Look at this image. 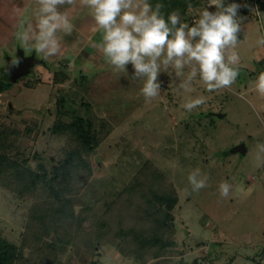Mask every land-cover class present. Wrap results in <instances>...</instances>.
<instances>
[{"label": "rangeland", "instance_id": "374dc122", "mask_svg": "<svg viewBox=\"0 0 264 264\" xmlns=\"http://www.w3.org/2000/svg\"><path fill=\"white\" fill-rule=\"evenodd\" d=\"M20 1L27 4L29 0ZM30 1L15 28L13 18H3L9 4L0 11L3 81H7L8 59L16 61L18 49L26 55L34 51L17 38L19 26L32 18L35 0ZM208 3L204 0L201 6L189 9L188 19L194 23ZM64 10L75 29L63 41L72 43L61 56L36 55L52 63L56 71L64 67L65 80L54 81L53 71L37 65L18 82L10 81V88L0 95V126L13 142L11 155L18 153L14 157L21 166L33 170H38L40 162L50 169L65 159V151L77 146L70 133L53 131L57 121L68 123L72 115L83 116L92 121L99 142L85 156L91 168L89 177L76 180L71 195H63L72 200L74 218L58 222L56 251L46 247L49 237L40 241L29 238L24 248L28 260L21 264L37 263L42 247V254L49 258L45 264L52 259L53 264H141L132 253L120 250L122 242L115 233L123 225L134 224L133 211L141 203L136 196L131 203L127 198L131 192L126 189L148 161L162 172L164 185L172 186L178 201L170 211L172 233L168 237L173 245L159 258L147 255L146 264H264V153L258 159L256 147L264 144V97L254 91L253 83L264 72V48L256 44L264 36V20L251 10L246 16L237 47L239 74L231 88L210 93L196 83L197 91L191 95H204L207 102L188 113L181 107L187 94L177 93L169 84L172 77L165 74L160 76L164 82L160 97L147 102L139 91L142 82L128 81L115 72L95 47L101 33L93 34L90 10L80 7L79 0L74 8L64 5ZM83 24L86 27L79 29ZM128 69L130 73L131 65ZM62 97L73 112L65 113L59 105ZM212 113L225 116L216 118ZM241 142L248 148L244 157L228 153ZM194 169L209 177L198 193L192 192L187 181ZM0 181V236L20 246L33 209L47 207L49 193L39 185L19 194L14 190L17 181L13 175ZM224 181L233 185L228 198L218 191ZM237 185L250 195L237 194ZM127 201L132 211L129 217L124 213L127 220L122 221L118 212ZM103 223L113 230L105 231Z\"/></svg>", "mask_w": 264, "mask_h": 264}, {"label": "clouds", "instance_id": "9594fccd", "mask_svg": "<svg viewBox=\"0 0 264 264\" xmlns=\"http://www.w3.org/2000/svg\"><path fill=\"white\" fill-rule=\"evenodd\" d=\"M64 5L74 8L77 0H35L32 18L19 26L17 38L21 44L45 58L58 56L63 37L75 29L68 10L61 11ZM79 6L90 10L93 28L101 33L95 47L115 72L128 81L142 82L139 91L147 102L160 97L164 85L161 74L171 76L169 84L174 85V90L187 94L181 107L188 113L207 102L204 95H191L197 91L196 83H202L210 93L229 89L235 83L240 63L237 47L247 20L241 9L250 8L264 20L258 6L250 7L237 0H209L192 26L181 22L176 11L165 19L164 5H153L149 0H79ZM256 44L264 48V36ZM253 83L254 91L264 97V72ZM256 147L260 159L264 144ZM208 179L200 169L187 177L196 193L207 186ZM232 189L227 181L218 187L222 198H228ZM236 193L250 195L242 185L236 186Z\"/></svg>", "mask_w": 264, "mask_h": 264}, {"label": "trees", "instance_id": "16d2710c", "mask_svg": "<svg viewBox=\"0 0 264 264\" xmlns=\"http://www.w3.org/2000/svg\"><path fill=\"white\" fill-rule=\"evenodd\" d=\"M149 2L153 5L156 3L164 5L162 13L165 19L171 12L176 11L180 16L181 22L190 21L189 25L192 26L194 23L187 17L189 4L192 5L191 8L199 7L204 0H149ZM237 2L246 3L250 7L258 6L259 10L264 11V0H237ZM249 13L250 8L241 9V15L247 16ZM44 65L53 71L54 81L62 82L65 80L64 67L56 71L52 63L46 61ZM261 65L264 70V61L261 62ZM80 75H84L83 71H81ZM6 80L0 79V95L11 86L7 76ZM58 103L65 110V113L75 110L71 105H68L64 97L60 98ZM53 131L55 133L61 131L70 133L77 146L65 151V159L52 165L50 169H47L46 165L40 162L38 170H33L31 167L21 166L15 158L18 153L11 155L9 151L14 146L13 142L9 140L4 127L0 126V178L13 175L17 181V188L14 190L19 194L32 189L36 190L41 185L42 189L47 191L50 197V201L45 202L47 207L40 208L37 205L33 209L31 214L32 222L27 226L20 246L0 236V264L25 263L28 259L24 257V248L28 246L27 241L29 238L40 241L44 237H49L46 247L51 252L56 251V242L59 240L57 237L58 222L74 218L72 200L68 197H63V195H65L64 193L71 195V185L76 180L83 181L89 177L91 168L85 156L95 149L99 139L92 121L79 115H72L71 121L68 123L57 121ZM81 175L83 179L80 178ZM0 184L2 185L3 183L0 181ZM4 186H8V183ZM126 190L131 192L128 195L130 197L127 196L131 203H133L136 196V199L138 198L137 202L141 204L139 203L140 205H137L133 211L134 224L128 227L123 225L122 228L118 229L119 232L115 234L116 237L121 239L122 243L119 248L122 252L128 251L137 259L142 260L141 264H146L145 258L147 255L152 258H159L173 245V241L168 237V234L172 233L170 211L177 204L178 198L171 185H164L162 172L149 161L142 165L135 181L128 185ZM130 202H128L129 204L124 203L125 205L122 206L126 211L121 210V212H118V217L122 218V221L123 218L126 219L124 213L129 217V213L132 211L129 210L131 207ZM36 224H38L37 228ZM102 227H104L105 231L111 230L106 223H103ZM43 252H45V247L41 248L39 252L41 255L37 259V263L31 262L30 264H45L49 258L46 259L47 256L44 257ZM49 262L53 264L54 259Z\"/></svg>", "mask_w": 264, "mask_h": 264}, {"label": "water", "instance_id": "95a60500", "mask_svg": "<svg viewBox=\"0 0 264 264\" xmlns=\"http://www.w3.org/2000/svg\"><path fill=\"white\" fill-rule=\"evenodd\" d=\"M46 61L44 59L38 58L36 52L33 51L31 54L26 55L23 49H18L17 52V63H14L12 59H8V63L6 66V76L9 81L16 83L23 77L29 75L33 69L37 65H44ZM81 73V71H80ZM216 118H222L225 115L221 113H212ZM248 148L246 143L241 142L229 150V154L239 153L241 156H245L247 154ZM37 153H35V157H37Z\"/></svg>", "mask_w": 264, "mask_h": 264}, {"label": "crops", "instance_id": "0c3cea01", "mask_svg": "<svg viewBox=\"0 0 264 264\" xmlns=\"http://www.w3.org/2000/svg\"><path fill=\"white\" fill-rule=\"evenodd\" d=\"M30 0L27 2V4H23V3H21V1L20 0H0V11H3V7H4V5L7 3V4H9V7H7L5 10H4V13H5V15H4V17L3 18H6V19H10V18H13L14 20H13V23H12V26H14V23H15V21L17 20V18H19L20 17V15L22 14V13H24V11L26 10V8H28V5H30ZM21 4V5H20ZM17 22V21H16ZM87 25H92V24H87ZM86 27V24H83V25H81V27L79 28V29H81L82 28V30H83V28H85ZM91 27H93V26H91ZM14 28H15V26H14ZM78 29V30H79ZM94 29V28H93ZM80 31V30H79ZM96 31L94 30L93 31V34H96L95 33ZM72 41V40H71ZM72 42H69V41H67V42H64L63 40H62V51H61V53L58 55V56H61V55H63V54H65V52H66V50L68 49V44H71ZM42 59H44L45 61H47L45 58H42Z\"/></svg>", "mask_w": 264, "mask_h": 264}, {"label": "flooded vegetation", "instance_id": "af4514ba", "mask_svg": "<svg viewBox=\"0 0 264 264\" xmlns=\"http://www.w3.org/2000/svg\"><path fill=\"white\" fill-rule=\"evenodd\" d=\"M14 63H17V60L16 61L14 60Z\"/></svg>", "mask_w": 264, "mask_h": 264}]
</instances>
